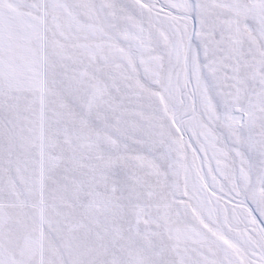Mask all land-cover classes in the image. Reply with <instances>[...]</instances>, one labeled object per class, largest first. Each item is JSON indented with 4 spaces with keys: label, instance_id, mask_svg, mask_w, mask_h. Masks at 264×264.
Returning <instances> with one entry per match:
<instances>
[{
    "label": "snow or ice",
    "instance_id": "6c2138e0",
    "mask_svg": "<svg viewBox=\"0 0 264 264\" xmlns=\"http://www.w3.org/2000/svg\"><path fill=\"white\" fill-rule=\"evenodd\" d=\"M0 264H264V0H0Z\"/></svg>",
    "mask_w": 264,
    "mask_h": 264
}]
</instances>
